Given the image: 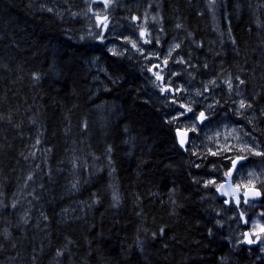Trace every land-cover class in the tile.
Returning a JSON list of instances; mask_svg holds the SVG:
<instances>
[{
	"label": "trees",
	"instance_id": "16d2710c",
	"mask_svg": "<svg viewBox=\"0 0 264 264\" xmlns=\"http://www.w3.org/2000/svg\"><path fill=\"white\" fill-rule=\"evenodd\" d=\"M93 12L109 15L103 42ZM116 22L136 40L144 25L161 56L179 43L174 80L194 97L215 79L218 110L264 148V0H0V264H264L204 187L211 157L179 149L148 61L109 51L125 48ZM237 86L247 116L227 102Z\"/></svg>",
	"mask_w": 264,
	"mask_h": 264
},
{
	"label": "snow or ice",
	"instance_id": "6c2138e0",
	"mask_svg": "<svg viewBox=\"0 0 264 264\" xmlns=\"http://www.w3.org/2000/svg\"><path fill=\"white\" fill-rule=\"evenodd\" d=\"M104 9H107L110 5L114 3V0H100ZM91 11V9H88ZM48 11H52L48 9ZM73 17L77 13H70ZM92 15L95 17L96 24L95 27L98 31L93 34L89 33L94 39H97L101 42L105 41L107 38L105 33L109 32V15L105 12L101 15L99 12H93ZM138 17L133 16L132 20H137ZM156 18L153 17V20ZM139 28V40L133 39L128 35L118 34L117 39L123 41L125 48L124 50L117 52L116 48H110L109 51L113 55H123L124 51L135 50L140 57L147 60L148 63L143 67L144 69L151 73V76L155 79L153 84L158 88L159 92L164 95L165 102L170 103L174 107L171 113L167 115L170 117V122L173 124L179 123L181 126L175 128V137L177 143L181 149L189 150L187 145L192 140V137L189 136V133H192L193 136H196L200 131L203 130L208 124L211 123V116L214 113V104H208L206 107H194L198 102L193 100L191 95H189V89L184 84L174 82L171 77L177 76V70L168 67L169 60L172 58V53L175 49L180 48V44L173 41L168 45V50L163 54L153 48H146L145 45H151L153 43V37L151 32L144 26L138 25ZM176 27H180L179 24ZM161 31L163 29L161 28ZM191 35V34H189ZM155 44H160V38L155 37ZM130 46V49L127 47ZM198 47L200 45H197ZM158 61V62H154ZM174 62L185 63L184 57L177 55L174 59ZM168 67L167 79L166 75L163 73V67ZM204 68H207L208 65L205 63ZM182 71V70H181ZM189 76H192V73H188ZM38 78V77H37ZM236 80L239 81V85L245 84L243 79H240L239 76L236 77ZM159 82V83H157ZM224 83L226 84L228 90L231 92L233 90V84L230 78H225ZM212 88L217 87L216 80L210 79L207 82H204L203 91L200 89H194V94L197 97L202 96L204 93L209 92ZM237 86V95H241ZM215 104H219V101H215ZM238 105L236 112L239 115H243L241 110L251 108L252 105L250 102L241 98L239 101H234ZM251 123V121H249ZM233 132L235 130H232ZM231 134V133H230ZM219 137L220 133H215ZM234 139L239 141L237 145H230L227 143V137L225 138L226 142L223 145L217 144L215 149L211 147H206V152L203 154V158L211 157L209 161L211 165V171L207 174V179H203V184L205 188L214 189L215 193L221 198V212H236V216L233 217L242 224L244 229L240 235L242 239H239L237 242L242 244L251 245H264V223H261L259 220L255 219L252 216H246L245 211H237L242 207V205L256 206L259 204L261 208H264V186H258L257 180L258 176L254 168H249L247 171L248 179L236 182L235 174L240 173L247 167V161L249 156L261 158V163H264V148H261L259 145L254 143H247L241 140L239 136H234ZM209 140L213 139L208 137ZM39 143V140H37ZM236 151L235 155L231 153ZM193 155H196V152L193 151ZM218 161H226L220 167H217ZM197 168L200 165H196ZM199 182V181H198ZM14 206V205H13ZM261 219H264V211L259 213ZM217 224L223 226L220 221H217ZM251 224V227L248 225ZM163 231V230H161ZM260 251H264V247H260Z\"/></svg>",
	"mask_w": 264,
	"mask_h": 264
},
{
	"label": "rangeland",
	"instance_id": "374dc122",
	"mask_svg": "<svg viewBox=\"0 0 264 264\" xmlns=\"http://www.w3.org/2000/svg\"><path fill=\"white\" fill-rule=\"evenodd\" d=\"M111 26V31L112 33H110V38L116 37L117 32H120V34L126 33V34H131L130 30L128 28H124L121 27L119 22L110 24ZM169 45V44H168ZM168 45H166L164 47L165 52H167L168 50ZM118 49H123L124 45H117ZM148 48H152L150 46H148ZM163 53V54H164ZM178 54H175V57ZM158 62V61H155ZM184 66V64H183ZM180 69V68H179ZM186 70V74L185 77H188V79L190 78V76L188 75V71H187V67L184 68ZM177 70V74L179 72L178 69ZM174 77H171V79L176 82V83H180V84H184L187 87V80H184L182 78H178L177 80H174ZM167 79V77H166ZM207 95V93H205ZM212 97V101H210L207 104H202L204 105V107H206L208 104H214V113L211 116V123L208 124L206 127L203 128L202 131H200L196 136H193V141H192V146H191V150L195 151V152H206V147H211L213 149H215L217 144L223 145L226 140L225 138L227 137V143L230 145H237L239 143V141H237L236 139H234V136H239L241 138L242 141L247 142V143H254L256 145L257 142L255 140V138L249 134L248 129L240 124L237 120H233L231 118H229L227 115L221 114L220 111L217 110V106L214 103L216 100L214 98V96L210 93L209 94ZM243 95H239V99L238 101L243 98ZM244 99V98H243ZM206 100V97L204 99V101ZM204 103V102H202ZM253 106V105H252ZM172 109H174V107H178V105L176 106H171ZM250 109V108H247ZM247 119V118H246ZM179 124V123H178ZM232 130H235L234 132ZM219 132L220 135L219 137H217L215 135V133ZM231 133V134H230ZM208 137H212L213 139L209 140ZM233 152H236L235 150ZM253 157L254 156H250ZM224 162V161H222ZM226 163V161H225ZM249 168H254L255 172L257 173L258 176V180L257 183H259L260 181L262 182L264 180V166H257V165H252V166H247L244 170L241 171V173H239L238 178L236 179V182H240L243 180L248 179L247 176V171ZM211 171V166H209V171L208 173ZM264 211V209H261L259 205L256 206H249L248 209H246L245 213L246 216H252L255 219L259 220L261 223H264V219H261L259 216V213ZM227 216V212H224ZM237 213L233 214H228V217L225 218V222L227 224V230L229 232V234L233 237L237 247L240 246V244L242 243H238L237 241L239 239H242V236L240 235V233L244 229L243 225L238 223V221L236 219H234L233 217L236 216ZM248 227H251V224L248 225ZM260 247H264V245H252V246H248V248L250 249H255V255L260 254V259L264 261V251H260Z\"/></svg>",
	"mask_w": 264,
	"mask_h": 264
},
{
	"label": "bare ground",
	"instance_id": "6f19581e",
	"mask_svg": "<svg viewBox=\"0 0 264 264\" xmlns=\"http://www.w3.org/2000/svg\"><path fill=\"white\" fill-rule=\"evenodd\" d=\"M238 90H239V92L241 93V95H243L244 97V99L247 101V99H246V93L241 89V88H238ZM236 92H237V89L235 90V93H234V95L231 97V99H229L227 102L229 103V107L230 106H233L234 108H235V110L237 109V107H238V105L236 104V103H234V101H238V99H239V95H237L236 94ZM210 93H212V91L210 90L209 92H207V95L206 96H204V97H202V100L198 103V104H207V103H209L210 101H212V97L209 95ZM190 95V94H189ZM205 97H206V100L204 101V99H205ZM195 96L194 97H192V99L193 100H195ZM202 102H204V103H202ZM197 104V105H198ZM195 106V105H194ZM216 106H217V104H216ZM199 107H204V105H200ZM217 110H218V108H217ZM218 111H220L221 112V114H224V115H227L229 118H231L232 119V117L230 116V114L228 113V110H223L222 109V107H221V109L220 110H218ZM242 112H243V114L245 113V115L247 116V115H249L250 114V112L252 111V109H245V110H241ZM237 114V113H236ZM237 116L238 117H241L242 115H239V114H237ZM240 124H242V125H244L246 128H247V126L245 125L246 123H247V120H246V118H244V120L242 121V122H239ZM178 124V123H177ZM179 126H181L180 124H178ZM248 129V128H247ZM248 132H249V134H251L252 136H253V134L250 132V130L248 129ZM190 134V137H192V140L189 142V144H188V148H190L191 149V146H192V141H193V134L192 133H189ZM254 138H255V140H256V137L255 136H253ZM257 142V144L260 146V143L258 142V141H256ZM178 147H179V145H178ZM261 147V146H260ZM179 149H180V147H179ZM181 151H186V150H182V149H180ZM199 154H204V152H201V151H199L198 152V154L197 155H199ZM232 155H235L236 154V152H232L231 153ZM249 158V157H248ZM250 159V158H249ZM250 161H251V159H250ZM252 165H257V166H264V164H262V163H258L257 161H256V159H255V161L254 162H248L247 161V166H252ZM262 182H264V180L262 181ZM262 182H260V183H262ZM261 208V207H260ZM262 209V208H261ZM241 245V244H240Z\"/></svg>",
	"mask_w": 264,
	"mask_h": 264
},
{
	"label": "flooded vegetation",
	"instance_id": "af4514ba",
	"mask_svg": "<svg viewBox=\"0 0 264 264\" xmlns=\"http://www.w3.org/2000/svg\"><path fill=\"white\" fill-rule=\"evenodd\" d=\"M247 99V98H246ZM247 101L248 102H251V100H248L247 99ZM248 162H252V161H250V159L248 158ZM241 173V172H240ZM235 176V181H236V179L238 178V176H239V173L238 174H235L234 175ZM261 182V181H260ZM259 182V183H260ZM257 185H258V183H257ZM249 208V205H242V207L240 208V209H238L237 211H246V209H248ZM234 213H236V212H234ZM249 245H246V247H248ZM249 250V249H248ZM250 250H252V249H250Z\"/></svg>",
	"mask_w": 264,
	"mask_h": 264
},
{
	"label": "water",
	"instance_id": "95a60500",
	"mask_svg": "<svg viewBox=\"0 0 264 264\" xmlns=\"http://www.w3.org/2000/svg\"><path fill=\"white\" fill-rule=\"evenodd\" d=\"M189 136H190V134H189ZM188 146V145H187ZM181 149V148H180ZM182 150H184V149H182ZM234 175H235V173H234Z\"/></svg>",
	"mask_w": 264,
	"mask_h": 264
}]
</instances>
